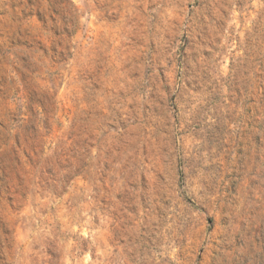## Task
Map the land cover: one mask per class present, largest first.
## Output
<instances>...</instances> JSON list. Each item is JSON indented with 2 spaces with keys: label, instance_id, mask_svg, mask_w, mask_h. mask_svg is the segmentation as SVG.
<instances>
[{
  "label": "rangeland",
  "instance_id": "obj_1",
  "mask_svg": "<svg viewBox=\"0 0 264 264\" xmlns=\"http://www.w3.org/2000/svg\"><path fill=\"white\" fill-rule=\"evenodd\" d=\"M0 264H264V0H0Z\"/></svg>",
  "mask_w": 264,
  "mask_h": 264
}]
</instances>
